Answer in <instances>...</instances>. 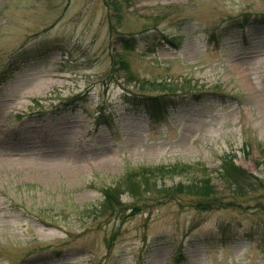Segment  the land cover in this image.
<instances>
[{"label":"rangeland","instance_id":"374dc122","mask_svg":"<svg viewBox=\"0 0 264 264\" xmlns=\"http://www.w3.org/2000/svg\"><path fill=\"white\" fill-rule=\"evenodd\" d=\"M262 15L264 0H0V264H264ZM164 95L162 116L131 103ZM226 156L254 177L242 188ZM175 165L208 170L224 205L164 198L191 178L165 174L102 208L126 176Z\"/></svg>","mask_w":264,"mask_h":264},{"label":"trees","instance_id":"16d2710c","mask_svg":"<svg viewBox=\"0 0 264 264\" xmlns=\"http://www.w3.org/2000/svg\"><path fill=\"white\" fill-rule=\"evenodd\" d=\"M255 23L264 25V15H262ZM252 24V23H251ZM248 20L244 21L242 26L251 25ZM129 43H127L128 45ZM131 47V44H130ZM154 90H158L160 87L159 84L153 85ZM141 99V100H140ZM134 98L131 103H133L137 110L148 114L152 117L162 116L168 112V110L173 107L175 103V98L164 95V96H154L151 98L142 97ZM100 119L99 124H104L108 126L109 124L104 119L103 115ZM221 169V175L232 185H235L239 188L243 187V183L254 178L247 171L237 166L234 162V157L226 156L223 161ZM208 170H194L192 166L189 165H175V166H161L154 170L151 169H142L141 172H135L129 176H126L122 179V182L118 183L116 187H109L104 191V203L102 208L104 210L114 211L116 208L124 206L121 203L120 196L123 193V189L128 188V192L135 199H139V196L144 192H149L150 182L154 181L153 184L157 187V179L165 174H188L190 179L188 182H180L178 185L173 187H166L160 189L159 192L163 193L164 198L168 200L178 199L180 196L190 195L198 199L195 206L204 211H212L217 208H221L224 204L222 200L217 198L215 193V187L211 185L212 180L207 173ZM148 186V188H147ZM123 187V188H122ZM122 188V189H121ZM144 188V189H143Z\"/></svg>","mask_w":264,"mask_h":264},{"label":"bare ground","instance_id":"6f19581e","mask_svg":"<svg viewBox=\"0 0 264 264\" xmlns=\"http://www.w3.org/2000/svg\"><path fill=\"white\" fill-rule=\"evenodd\" d=\"M243 28H247V26H242Z\"/></svg>","mask_w":264,"mask_h":264}]
</instances>
